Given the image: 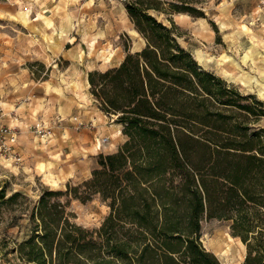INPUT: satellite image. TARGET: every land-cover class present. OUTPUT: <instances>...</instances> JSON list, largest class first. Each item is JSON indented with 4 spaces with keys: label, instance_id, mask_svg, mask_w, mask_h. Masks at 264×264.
<instances>
[{
    "label": "trees",
    "instance_id": "obj_1",
    "mask_svg": "<svg viewBox=\"0 0 264 264\" xmlns=\"http://www.w3.org/2000/svg\"><path fill=\"white\" fill-rule=\"evenodd\" d=\"M180 1L171 7L199 16ZM160 4L130 1L145 46L89 72L99 108L117 116L126 139L99 153L83 182L43 190L18 245L28 263L223 264L201 240L203 220L216 218L246 246L241 264H264V100L204 68L174 22L151 12ZM68 197H99L109 212L88 228L72 219Z\"/></svg>",
    "mask_w": 264,
    "mask_h": 264
},
{
    "label": "rangeland",
    "instance_id": "obj_2",
    "mask_svg": "<svg viewBox=\"0 0 264 264\" xmlns=\"http://www.w3.org/2000/svg\"><path fill=\"white\" fill-rule=\"evenodd\" d=\"M130 1L0 0V78L22 67L28 77L23 86L40 84L38 90L18 97L17 106L0 98V121L4 123L5 110L19 105L24 111L31 108V113L53 109L47 116L38 113L26 125L28 130L39 118L61 119L47 141L34 136L40 144L30 150L29 165L24 163L20 137L22 162L0 156V192H5L0 197V264H30L20 256L18 245L33 232L29 214L44 189L65 191L68 184L83 182L91 176L97 155L116 151L126 139L117 116L99 108L88 74L118 65L128 48L145 46L127 9ZM176 1L182 4L161 0L162 10L151 12L167 25L174 22L178 41L204 68L264 100V10L259 0H186L199 16L174 10L171 3ZM0 82L1 88L16 86L14 81ZM33 99L36 103L30 104ZM89 130L92 143L83 135ZM14 192L21 195L9 199ZM68 198L72 219L88 228L99 227L109 212L99 197L87 202ZM202 225L204 246L223 264H241L246 246L231 235L227 223L205 218Z\"/></svg>",
    "mask_w": 264,
    "mask_h": 264
},
{
    "label": "crops",
    "instance_id": "obj_3",
    "mask_svg": "<svg viewBox=\"0 0 264 264\" xmlns=\"http://www.w3.org/2000/svg\"><path fill=\"white\" fill-rule=\"evenodd\" d=\"M7 8H10V6H7ZM6 13H9V12H6ZM15 15H14V17H16ZM21 70L22 71L15 69V71H11V73H10V74H14V75L8 74L7 77L0 78V81H2V82L4 80L9 81V82L14 81V83L16 84L15 88H12L10 86H8V87L6 86L5 88H1V86H0V98H3L9 106H17L19 104V103H17V102H19V101H17L18 97L26 96V94L30 90H32L33 88H36L38 90L39 89L38 87H40V84L38 85L36 83L33 86H30V85L23 86V83L28 82V77L26 75L25 69L21 67ZM15 81H17V82H15ZM28 88H30V89L27 91ZM42 92H44V90ZM5 102H3V103H5ZM31 103L34 104V103H36V101L34 100V101L30 102V104ZM23 105H25V102ZM15 108H17V109L15 110L14 108H10L9 110L8 109L5 110L6 115L4 117H2V121L4 123H7V124L20 123V125L22 126L23 130H22V134L20 135V143H21L20 148H21L22 152L25 153L26 159H25L24 163L29 165V163H31L33 160V158H31L29 152L32 149V147L36 148L39 146L40 143L38 142V139L34 138V135L27 129L26 124L32 122L34 120V118L36 116H38L39 112L32 111V113H31V108L26 109V111H24L22 109V105H19L18 107H15ZM45 110L46 111H40L39 116H47V114L53 112V109L51 107L49 109H45ZM15 115L19 116L18 120H16ZM103 131H105L104 128H103ZM91 133H92V131L89 130V132L88 131L84 132L83 135L85 138H91V140H92L91 143H92V142H94V140H93V134H91ZM119 133H120V131H119ZM94 134H97V133L94 132ZM97 147L100 148L101 146L98 145Z\"/></svg>",
    "mask_w": 264,
    "mask_h": 264
},
{
    "label": "built area",
    "instance_id": "obj_4",
    "mask_svg": "<svg viewBox=\"0 0 264 264\" xmlns=\"http://www.w3.org/2000/svg\"><path fill=\"white\" fill-rule=\"evenodd\" d=\"M259 7L261 10H264V0H259ZM0 112L3 114V107L1 105ZM15 117L16 120H18L19 116L15 115ZM60 121L61 119L59 116L49 120L39 118L32 124L28 125V127L36 138L38 137L41 140L44 139L47 141L53 133L52 128L60 123ZM21 131L22 128L20 123L4 124L0 121V156L3 159L10 160L15 164H19L23 160L22 153L18 150ZM107 140V137L103 138V142H106Z\"/></svg>",
    "mask_w": 264,
    "mask_h": 264
},
{
    "label": "bare ground",
    "instance_id": "obj_5",
    "mask_svg": "<svg viewBox=\"0 0 264 264\" xmlns=\"http://www.w3.org/2000/svg\"><path fill=\"white\" fill-rule=\"evenodd\" d=\"M108 143V142H107ZM243 244V243H242ZM244 245V244H243ZM245 246V245H244Z\"/></svg>",
    "mask_w": 264,
    "mask_h": 264
}]
</instances>
